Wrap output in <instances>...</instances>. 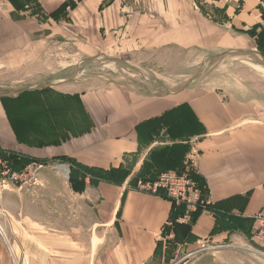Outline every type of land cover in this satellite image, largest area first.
<instances>
[{
	"label": "crops",
	"instance_id": "obj_1",
	"mask_svg": "<svg viewBox=\"0 0 264 264\" xmlns=\"http://www.w3.org/2000/svg\"><path fill=\"white\" fill-rule=\"evenodd\" d=\"M3 1L0 56L4 69L13 67V59L32 52L30 46L50 35L54 38L55 26L73 30L83 41L84 50L108 51L115 45L126 55L172 46L183 47V51L191 47L243 49L253 39L250 29L257 25L264 28V14L256 0ZM33 4L43 15L66 6L67 21L41 20ZM35 53L37 57L35 51L29 58ZM52 85L66 84L59 81ZM250 95L229 94L224 98L215 89L201 87L166 94L142 93L126 86L79 92L90 127L56 143L33 146L16 137L10 110L2 112L1 100L5 103L7 97L0 96L1 148L46 162L62 163L58 157H72L97 168L119 166L137 153L143 160L149 148L159 144L153 141L156 124L149 119L167 110H172L170 119L186 111L184 118L176 121L175 130L179 137L189 138L194 147L191 158L205 179L207 201L238 220H230L228 228L219 223L216 228L215 211L204 209L192 224L191 236L176 238L169 226L171 201L158 193L133 189L127 182L129 176L119 185L105 181L91 184L86 179L82 191H75L66 176L65 193L77 200L75 210L84 212L78 218L72 215L73 220L66 216L72 222L61 226L59 216L47 219V206L42 203L49 192L59 196L58 189L35 192L38 204L20 194L16 208L3 205L9 216H0L4 230L0 235L5 236L0 237V264H151L157 257L164 259L165 253L158 251L166 244L174 245L175 252H187L174 264L206 248L219 253V258L229 257L231 264H244L232 258V250L260 254L253 250L264 251V246L254 241L251 215L264 208V93ZM146 138L150 143L145 148ZM64 163L58 165L66 167ZM13 196V192H4L2 202H12ZM51 208L59 213V205ZM105 227L115 233L111 247L103 242L104 237L96 235ZM92 233L103 249L98 250L97 244L93 247ZM198 245L201 248L197 250ZM200 255L184 264H193Z\"/></svg>",
	"mask_w": 264,
	"mask_h": 264
},
{
	"label": "rangeland",
	"instance_id": "obj_2",
	"mask_svg": "<svg viewBox=\"0 0 264 264\" xmlns=\"http://www.w3.org/2000/svg\"><path fill=\"white\" fill-rule=\"evenodd\" d=\"M25 1L30 3L35 0ZM193 6L196 7L194 4ZM33 7L41 20L52 18L54 21L60 19L62 23L67 21L66 6L44 15L38 10L39 6L33 4ZM55 28L54 38L50 35L44 38L43 42L30 46L29 50L33 51L23 53L28 57L13 59L12 68L4 69L0 56V96L2 99L7 97L5 103L1 100L4 108L2 112L5 110L8 113L10 110V121L13 129L16 130V137L25 141L27 145L56 143L90 127L91 120L81 105L79 92L126 86L138 92L153 94H166L180 90L184 92L188 87L211 88L221 93L224 98L229 94L249 97L250 94L264 93V38L260 39V47L263 49L261 50L257 42L260 38L257 37L258 33L262 28L259 25L255 26V29H250L253 39L249 47L243 49L237 47L212 49L214 48L212 47L202 50L191 47L183 51V47L172 46L165 50L143 51L127 55L125 51L114 48L115 45L108 51L84 50L83 41L79 36H75L73 30H67L63 26L60 28L55 26ZM47 32L50 33V31ZM35 51L38 53L37 57L35 53L32 59L29 58ZM59 81L66 85H52ZM73 91L75 94H72ZM5 104L7 108L4 107ZM181 113L174 115V121L184 118L186 111L183 110V116H180ZM186 121L190 123L189 120ZM66 128L74 131L68 132ZM148 141L149 139L146 138L143 143L145 148ZM193 149L194 147L190 152ZM189 154L186 157L189 158ZM136 158L139 159L138 156ZM125 159L127 162L125 161L124 164L132 166L134 159L132 157ZM190 160H192L191 157ZM141 162V159L137 161L134 172L128 177L129 180L138 171ZM59 163L45 161L36 172L35 181L27 177L30 182L0 189V216H3L2 214L9 216L3 205L16 208L21 200L20 194H24L22 198L36 202L35 192L58 189L59 196L53 197L52 192H49L43 198L42 203L47 206L44 215L49 220H55L59 216L60 225L68 227V221L72 222L74 218L72 215L78 218L84 210L80 209V213L77 212L75 210L77 200L65 193V169L70 172V165L64 163L66 167L60 171L57 167ZM93 172L96 173V171ZM165 172L173 171L163 170L161 173ZM139 178L142 179V177ZM146 178L145 182H148L149 176ZM87 182L93 183L89 179ZM4 192L14 193L12 202H2L1 195ZM52 205L53 207L59 205V213L51 208ZM73 212L75 214H72ZM108 229L105 227L96 235L104 237L103 242H107V247H111L115 240V233L110 229L107 231ZM92 236L93 247L97 244L98 250L103 249V245H99L98 240L94 238V233ZM196 248L198 250L201 245ZM232 251H235L231 253L232 258H239L244 264H264V257L260 254L241 250ZM160 252L165 253L164 259L157 257L151 264H174L187 253L186 251L175 252L172 244L159 248L158 253ZM175 253H181V255L170 261V256ZM199 254L203 255H200L193 264H231L229 257L219 258V253L211 248L196 252L180 264L187 261L189 263Z\"/></svg>",
	"mask_w": 264,
	"mask_h": 264
},
{
	"label": "trees",
	"instance_id": "obj_3",
	"mask_svg": "<svg viewBox=\"0 0 264 264\" xmlns=\"http://www.w3.org/2000/svg\"><path fill=\"white\" fill-rule=\"evenodd\" d=\"M257 37H260L257 41L258 46L260 47V39L264 38V28L260 29ZM260 49L263 50L262 47H260ZM171 112L172 110H167L161 115H157L149 119L150 121H153L154 124H156L155 128L153 129V141L156 140L159 142V144L149 148L138 171L134 173L130 180H128V184L133 189L139 190V188L136 186L138 181L141 180L142 182H145V179H147L146 176H149V181L152 182L161 172H163V170H171L178 173H185L188 177L194 180L197 184V187L201 191L200 199L207 200V187L205 179L196 169L192 161L186 157L192 148L188 140L189 138H183V136L179 137L177 130H175L178 122L174 121L173 118H169ZM137 154L131 155L134 159L132 166L124 164L125 161L127 162V159H124V162L119 166H111L110 168H97L95 166L84 165L72 157L61 156L57 159L62 163L65 162L70 165L68 182L75 191H82L86 186V179H89L90 182L93 183L97 181H105L117 185L122 184L132 173V170L138 161L136 158L138 156ZM7 158L17 170L21 169L23 166L32 161H37L39 163L45 162L43 160L39 161L35 158L17 154L11 151ZM93 171H96V173ZM139 177H142V179ZM155 193H158L159 195L171 201V224L169 226L170 229H173L174 236L176 238H189L191 236L192 224L204 209H212L215 211L216 222L214 227L216 228H218V223L221 227L228 228L230 220L234 223L238 222V220L232 216L234 214H230L227 211L217 210L212 204L208 203L205 206H202L201 204L197 203L195 210H187L186 204L184 202L176 203L173 198L169 197L162 190H159ZM186 214L188 215V219L184 222H181L182 217ZM251 221L253 223L252 218Z\"/></svg>",
	"mask_w": 264,
	"mask_h": 264
},
{
	"label": "built area",
	"instance_id": "obj_4",
	"mask_svg": "<svg viewBox=\"0 0 264 264\" xmlns=\"http://www.w3.org/2000/svg\"><path fill=\"white\" fill-rule=\"evenodd\" d=\"M240 1V0H236ZM258 7L264 14V0H256ZM4 5V1L0 0V7ZM10 151L0 147V189L9 187L11 185H23L30 180L34 179L38 169L42 166V163L32 161L21 169H15L7 158ZM192 152L189 154V159ZM192 161V160H191ZM193 163V161H192ZM62 164V163H59ZM194 164V163H193ZM67 176V171H66ZM30 180H28V178ZM139 190L147 192H158L162 190L169 197L173 198L176 203L184 202L187 210H195L196 204L199 203L202 206L208 204L207 200L200 199V189L194 180L188 177L185 173L178 172H165L160 173L152 182H137ZM184 220L188 219V215L182 217ZM254 224L253 238L258 246H264V208L259 209L251 215ZM0 234L4 235V230L0 226ZM219 247H222L219 245ZM260 254H264L261 249H253Z\"/></svg>",
	"mask_w": 264,
	"mask_h": 264
},
{
	"label": "bare ground",
	"instance_id": "obj_5",
	"mask_svg": "<svg viewBox=\"0 0 264 264\" xmlns=\"http://www.w3.org/2000/svg\"><path fill=\"white\" fill-rule=\"evenodd\" d=\"M57 167H58V169H59V168H62V170H64L63 168H65L64 165H58ZM65 174H66V171H65ZM0 226H1V225H0Z\"/></svg>",
	"mask_w": 264,
	"mask_h": 264
},
{
	"label": "water",
	"instance_id": "obj_6",
	"mask_svg": "<svg viewBox=\"0 0 264 264\" xmlns=\"http://www.w3.org/2000/svg\"><path fill=\"white\" fill-rule=\"evenodd\" d=\"M69 176V171H68V169H67V177Z\"/></svg>",
	"mask_w": 264,
	"mask_h": 264
}]
</instances>
